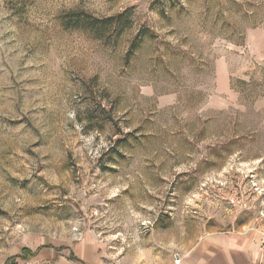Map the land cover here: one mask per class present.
<instances>
[{
    "label": "rangeland",
    "instance_id": "374dc122",
    "mask_svg": "<svg viewBox=\"0 0 264 264\" xmlns=\"http://www.w3.org/2000/svg\"><path fill=\"white\" fill-rule=\"evenodd\" d=\"M229 232L264 252V0H0V264Z\"/></svg>",
    "mask_w": 264,
    "mask_h": 264
},
{
    "label": "crops",
    "instance_id": "0c3cea01",
    "mask_svg": "<svg viewBox=\"0 0 264 264\" xmlns=\"http://www.w3.org/2000/svg\"><path fill=\"white\" fill-rule=\"evenodd\" d=\"M75 257L80 262L69 264L87 263V257ZM180 264H264V252L249 233H212L193 245Z\"/></svg>",
    "mask_w": 264,
    "mask_h": 264
},
{
    "label": "trees",
    "instance_id": "16d2710c",
    "mask_svg": "<svg viewBox=\"0 0 264 264\" xmlns=\"http://www.w3.org/2000/svg\"><path fill=\"white\" fill-rule=\"evenodd\" d=\"M128 19L129 18H128L126 12H125V13H121V14L115 16V17L107 18L105 20H96V23H98V24H103V23L109 24L110 22L118 21L117 24L121 25L119 30L122 33L125 29H127L129 27ZM22 253H24V255L26 257H29V256L33 255L29 250H24V249H23ZM14 258H17V257H13V259Z\"/></svg>",
    "mask_w": 264,
    "mask_h": 264
},
{
    "label": "built area",
    "instance_id": "2783aa9c",
    "mask_svg": "<svg viewBox=\"0 0 264 264\" xmlns=\"http://www.w3.org/2000/svg\"><path fill=\"white\" fill-rule=\"evenodd\" d=\"M181 263V260L176 257L174 260H173V263L172 264H180Z\"/></svg>",
    "mask_w": 264,
    "mask_h": 264
}]
</instances>
